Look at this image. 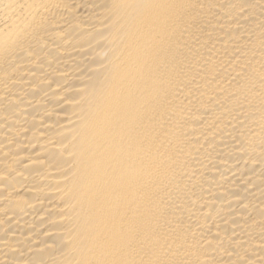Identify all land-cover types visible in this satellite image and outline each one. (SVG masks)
<instances>
[{
	"label": "bare ground",
	"instance_id": "bare-ground-1",
	"mask_svg": "<svg viewBox=\"0 0 264 264\" xmlns=\"http://www.w3.org/2000/svg\"><path fill=\"white\" fill-rule=\"evenodd\" d=\"M0 264H264V0H0Z\"/></svg>",
	"mask_w": 264,
	"mask_h": 264
}]
</instances>
